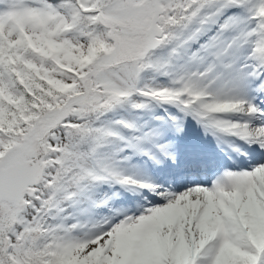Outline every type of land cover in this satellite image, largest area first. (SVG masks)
<instances>
[{"label": "snow or ice", "instance_id": "obj_1", "mask_svg": "<svg viewBox=\"0 0 264 264\" xmlns=\"http://www.w3.org/2000/svg\"><path fill=\"white\" fill-rule=\"evenodd\" d=\"M0 264H264V0H0Z\"/></svg>", "mask_w": 264, "mask_h": 264}]
</instances>
